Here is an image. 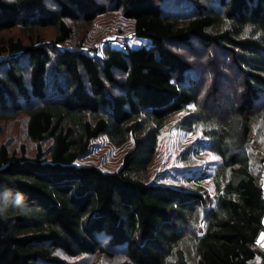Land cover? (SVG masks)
<instances>
[{"label":"trees","instance_id":"16d2710c","mask_svg":"<svg viewBox=\"0 0 264 264\" xmlns=\"http://www.w3.org/2000/svg\"><path fill=\"white\" fill-rule=\"evenodd\" d=\"M109 9L141 45L86 47ZM261 101L264 0H0V121L25 115L35 144H0V264H264ZM180 113L219 159L212 193L149 181ZM101 135L133 141L118 170L76 164Z\"/></svg>","mask_w":264,"mask_h":264},{"label":"rangeland","instance_id":"374dc122","mask_svg":"<svg viewBox=\"0 0 264 264\" xmlns=\"http://www.w3.org/2000/svg\"><path fill=\"white\" fill-rule=\"evenodd\" d=\"M10 33L18 36L20 30L16 28ZM47 34L49 36L48 32ZM106 42H111L115 46H121L126 42L137 46L142 44L143 39L134 34V24L131 19L125 18L119 10L109 9L99 15L89 26L85 45L86 47L102 48ZM200 52H204V50ZM200 82H203V76H201ZM229 95V90L223 93L222 101L226 102L225 96ZM262 104L264 101H261L258 106H262ZM213 109L219 118L225 116V113H222L220 109ZM182 118V113L175 114L164 127L149 169V181L177 186H198L196 181H199L201 185L205 186L208 193H212L213 187L209 173L214 169L219 159L208 148V138L202 134V131L184 127L181 125ZM25 126L26 117L23 114L14 119L0 121V144L5 142L11 149H19L21 144L27 143L31 154H33L35 144L28 140ZM255 126L256 136L249 147V154L252 159V169L259 175L264 186V162L261 160L264 157V118H260ZM47 145L48 143H46ZM132 145L131 139L122 145H114L106 135H101L92 142L89 152L76 160V164H94L103 170H118ZM262 234L264 231L258 237V245L264 251V235ZM118 259H121L120 256ZM85 264H118V262L104 256H94L87 259Z\"/></svg>","mask_w":264,"mask_h":264},{"label":"clouds","instance_id":"9594fccd","mask_svg":"<svg viewBox=\"0 0 264 264\" xmlns=\"http://www.w3.org/2000/svg\"><path fill=\"white\" fill-rule=\"evenodd\" d=\"M21 202H22V197H17V199H16V204L19 206V205H21ZM21 211H24V208L23 207H21Z\"/></svg>","mask_w":264,"mask_h":264},{"label":"snow or ice","instance_id":"6c2138e0","mask_svg":"<svg viewBox=\"0 0 264 264\" xmlns=\"http://www.w3.org/2000/svg\"><path fill=\"white\" fill-rule=\"evenodd\" d=\"M262 235H264V234H262Z\"/></svg>","mask_w":264,"mask_h":264}]
</instances>
